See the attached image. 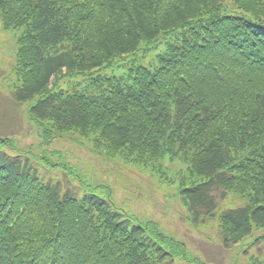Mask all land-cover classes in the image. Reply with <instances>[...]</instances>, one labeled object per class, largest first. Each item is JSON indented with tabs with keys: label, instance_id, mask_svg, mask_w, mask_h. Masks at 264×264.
I'll use <instances>...</instances> for the list:
<instances>
[{
	"label": "trees",
	"instance_id": "1",
	"mask_svg": "<svg viewBox=\"0 0 264 264\" xmlns=\"http://www.w3.org/2000/svg\"><path fill=\"white\" fill-rule=\"evenodd\" d=\"M0 23L21 31L0 100L25 107L40 148L18 146L7 112L0 264H208L119 207L109 184L54 160L67 139L150 170L166 154L188 157V222L214 220L224 250L254 228L264 242V0H0ZM141 43L162 46L156 64L119 66ZM114 66L120 75L102 73ZM85 75L89 91L58 85Z\"/></svg>",
	"mask_w": 264,
	"mask_h": 264
},
{
	"label": "rangeland",
	"instance_id": "2",
	"mask_svg": "<svg viewBox=\"0 0 264 264\" xmlns=\"http://www.w3.org/2000/svg\"><path fill=\"white\" fill-rule=\"evenodd\" d=\"M20 33V30L13 28L3 30L0 23V91L4 96L9 83L14 81L12 66L16 60L17 38ZM161 47L156 49L152 44L141 43L137 51L120 58L118 64L131 65L134 62L152 68L157 62L158 50H163ZM4 73L8 76L4 77ZM102 73L109 76L120 75L122 69L116 66L107 67ZM87 78L89 77L86 75L78 78H59L58 85L64 88L65 92H71L72 89L86 92L89 91L85 87ZM13 107L8 101L2 103L0 100V119L4 125V128L0 127V132L3 133L8 128L12 129L7 112L12 113L17 121L15 130L18 134L13 137L18 146L39 153V140L35 128L24 114L25 107H21V114ZM51 151L54 160L63 158L90 184L100 181L109 184L119 207L141 220L156 221L164 234L185 242L192 255L199 256L208 264H264V242L255 241L256 236L263 233V230L255 231L254 228L252 235L242 243L224 250L219 245L217 225L214 220L200 227H194L188 222L187 211L180 196V177L187 173L188 157L182 155L171 157L166 154L159 160V169L155 166L150 170L107 157L98 153L90 144L80 145L72 139L57 141ZM52 174L56 178L64 176L57 172ZM170 179H173V183H168ZM239 204L240 202L235 198L225 203V205ZM176 263L183 264L179 259Z\"/></svg>",
	"mask_w": 264,
	"mask_h": 264
}]
</instances>
